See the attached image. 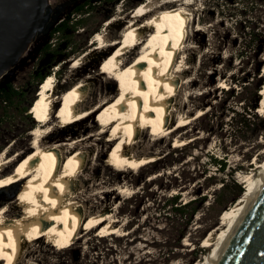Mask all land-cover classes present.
Instances as JSON below:
<instances>
[{"label":"rangeland","instance_id":"obj_1","mask_svg":"<svg viewBox=\"0 0 264 264\" xmlns=\"http://www.w3.org/2000/svg\"><path fill=\"white\" fill-rule=\"evenodd\" d=\"M84 1L87 0H48L26 52L10 62L7 74L0 79V84L9 82L25 93L23 100L12 108L4 110L0 106V146L3 145L0 155L6 149L9 150L6 155L27 153L33 145L34 136L30 134L38 122L31 109L23 112L31 101L34 103L40 88V85L34 88L26 84V75L33 65L49 70V75H54L57 80L56 85L62 84L70 74L74 79L91 76L88 82L92 92L88 97L90 104L98 99L100 92H114V86L117 88V83L111 86L106 82V76L96 78L104 55H92L89 48L94 35L103 30L111 40L117 39L128 22L126 18L129 19L142 0H115L88 16L75 15L72 22L84 20V24L67 40L55 37L51 42L49 31ZM190 2L192 4L187 9L192 19L185 46L189 72L184 75V80L195 78L196 82L192 87L183 84L177 106L183 104L187 93L191 95L187 103L190 114L194 116L198 109L205 113L188 126H183L179 132L164 137L161 142L153 144L150 133L144 134L136 151L161 158L157 166L146 164L138 170L115 176L113 165L106 163L113 149L106 144L108 134L101 143L88 144L90 165L87 171L97 180L104 177L106 187L118 184L125 187L124 193L115 189L102 199L99 198L102 194L88 192L87 197L92 199L89 205L93 206L88 210L109 211L117 220L115 226L118 232L102 236L94 228L67 249H58L53 242L43 240L35 244L31 256L18 264H196L204 261L212 251V247L203 244L205 236L219 227L221 215L233 204L231 202L238 187L244 191L246 179L256 177L259 169L254 161L264 150V113L258 111L259 101L256 109L250 108L255 102V89L258 85L261 89L264 84V57L261 53L258 59L254 58L240 37L252 31H264V5L260 6L257 0ZM113 16L120 18L119 21L105 27ZM47 42L55 45V56L47 55L43 60H36L37 50ZM84 52L89 54L82 67L72 70L70 62ZM127 56V62H130L136 52ZM223 82L233 92L225 93L228 88L219 87ZM71 87L74 88V85ZM260 89L257 94L261 98ZM57 91L62 89L57 88ZM97 116L59 130L51 138L86 135L97 122ZM171 125L174 127L176 121L172 120ZM177 136L188 145L174 147ZM94 159L97 160L96 171L91 169ZM214 159L225 163L223 170L213 164ZM20 161L17 160L13 168ZM258 161H264V154L259 156ZM105 165L109 166L108 170H105ZM19 188L15 196L13 192H0V207L20 196L23 191ZM176 194L182 204L205 196L203 204L186 224L181 220L178 222L172 211L170 199Z\"/></svg>","mask_w":264,"mask_h":264},{"label":"bare ground","instance_id":"obj_2","mask_svg":"<svg viewBox=\"0 0 264 264\" xmlns=\"http://www.w3.org/2000/svg\"><path fill=\"white\" fill-rule=\"evenodd\" d=\"M190 1L147 0L134 8L129 19L126 18L128 22L117 39L111 40L105 30L94 35L89 52L104 55L96 78L106 76L111 86L117 83L114 92H100L98 99L90 104L88 97L92 92L88 82L91 76L74 79L70 74L62 84L56 85L55 76L48 75L40 84L30 107L38 122L30 134L34 136L31 150L6 155L9 152L6 149L0 155V192L15 193L19 187L23 191L0 207V264L20 263L31 256L35 244L43 240L53 242L58 249H67L94 228L102 236L117 233V220L109 211H89L93 207L89 205L92 199L86 194L100 193L102 199L115 189L124 193L125 187L120 184L106 187L103 176L97 180L87 171L90 165L88 144L101 143L108 134L106 144L113 149L107 157L110 163H106L112 164L115 176H119L158 159L156 155L137 153L144 134L149 132L155 144L205 113L198 109L194 116L190 114L187 103L191 95L187 93L183 104L177 106L183 84L192 87L196 82L195 78L184 80L189 72L185 46L192 19L187 9L192 4ZM47 2L44 0V4ZM118 19L113 16L105 27ZM132 52H136L135 59L127 62V54ZM88 54L75 57L70 62L72 70L78 69ZM262 54L264 57V50ZM5 75L6 70L0 73V79ZM219 87L228 88L225 82ZM260 95L258 111L264 113V84ZM95 115H98L97 122L86 135L51 138L55 132ZM172 120L176 121L174 127ZM180 138L175 137L174 147L187 144ZM263 154L264 150L254 161L259 169L256 177H246L243 193L222 213L219 227L205 236L203 244L212 247V251L204 261L196 264H210L215 259L254 192L264 170V161H258ZM19 159L21 161L13 168ZM96 161L91 162L93 171L97 170ZM108 169L105 165V170Z\"/></svg>","mask_w":264,"mask_h":264},{"label":"water","instance_id":"obj_3","mask_svg":"<svg viewBox=\"0 0 264 264\" xmlns=\"http://www.w3.org/2000/svg\"><path fill=\"white\" fill-rule=\"evenodd\" d=\"M43 6L44 0H0V73L6 70L7 74L10 62L23 54ZM210 264H264V170Z\"/></svg>","mask_w":264,"mask_h":264},{"label":"trees","instance_id":"obj_4","mask_svg":"<svg viewBox=\"0 0 264 264\" xmlns=\"http://www.w3.org/2000/svg\"><path fill=\"white\" fill-rule=\"evenodd\" d=\"M115 0H87L84 2H81L79 5H77L71 12H69L66 16V19H64L63 22H60L56 27L52 28L49 33H48V38L49 40H51L52 38H58V39H62V40H67V38L69 37V35L71 33H74L77 28H79L80 26H82L84 24V20H79V21H75L72 22V18L75 15H79V16H85V15H89L90 12H97L99 10V8L103 5H108V4H112ZM264 0H257L258 4L260 6L264 5V3L262 4ZM93 2V4H91ZM144 2V0L140 1V3ZM139 3V4H140ZM262 8V7H261ZM110 17H108L106 20H108ZM241 38H243L244 40V45L245 48L249 49V52L252 53V56L256 59H258V57L261 55V53L263 52L264 49V31H252L250 33L244 34L243 36H240ZM69 41L66 42V45L68 47ZM50 49H51V44L49 42L45 43V46L42 48L41 52L42 55H48V56H55L52 55L50 53ZM53 64V60H51V64ZM49 75V70L46 71L40 78V83H42V81ZM261 85H258V87L255 89L254 91V95L255 97V102L254 105H252L250 108L256 109L258 101H260V97L257 94L259 89H260ZM225 93L230 94L231 92H233V89L231 87H229L227 90L224 91ZM25 96L24 91H20L17 88H15L11 83L7 82V83H1L0 84V106L5 110L8 107H13L14 104L16 103H20L21 100H23ZM34 101V100H33ZM32 101L28 104V106L24 107L23 112H25L26 110L30 109V107L32 106ZM31 116V115H30ZM256 117H258L256 115ZM259 118V117H258ZM0 123H1V119H0ZM188 145V144H187ZM3 148V145L0 146V152ZM162 160L157 159L153 162L148 163L149 166H157ZM213 164L217 165L218 168L220 170H223L225 167V163H223L222 161H218L216 159L213 160ZM240 188V189H239ZM243 193V190L241 189V187H238V191L235 195V197L233 198V201L231 203H234L237 198ZM179 195L176 194L174 196L171 197L170 202L172 204V211L175 215V218L177 219V221L179 222L180 220L183 223H187L190 220H192L193 216L195 215V213L198 211L199 207L201 204H203L204 200H205V196L204 197H196L192 200H189L185 203H181L179 202ZM185 223V224H186ZM183 236H180V238Z\"/></svg>","mask_w":264,"mask_h":264},{"label":"flooded vegetation","instance_id":"obj_5","mask_svg":"<svg viewBox=\"0 0 264 264\" xmlns=\"http://www.w3.org/2000/svg\"><path fill=\"white\" fill-rule=\"evenodd\" d=\"M93 3V2H92ZM76 7V6H75ZM74 7V8H75ZM73 8V9H74ZM68 14V13H67ZM67 16V15H66ZM66 19V18H65ZM64 21V19H62L60 22H63ZM60 22H58V23H56L55 25H54V27H56ZM53 27V28H54ZM53 39V38H52ZM52 39L50 40L51 42H52ZM45 46V43L42 45V47H40L38 50H37V59L36 60H38V59H40V60H43V59H45L46 57H47V55L45 56V55H42V52H41V50H42V48ZM54 44L51 46V49H50V53L53 55V50H54ZM46 72V69H45V67L43 68L42 66H38V65H33L32 67H31V71L26 75L27 76V78H28V80H27V85H31V86H33L34 88H36L37 86H39V83H40V78H41V76L44 74Z\"/></svg>","mask_w":264,"mask_h":264}]
</instances>
